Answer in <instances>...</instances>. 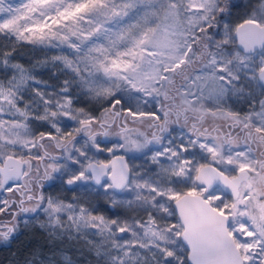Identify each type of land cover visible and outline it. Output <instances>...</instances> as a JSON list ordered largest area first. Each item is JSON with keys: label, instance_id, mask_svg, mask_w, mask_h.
<instances>
[{"label": "snow or ice", "instance_id": "snow-or-ice-1", "mask_svg": "<svg viewBox=\"0 0 264 264\" xmlns=\"http://www.w3.org/2000/svg\"><path fill=\"white\" fill-rule=\"evenodd\" d=\"M224 11L222 0H25L15 5L0 0V33L28 42L62 39L72 54L55 59L71 71L80 94L103 108L100 117L76 108L69 81L60 92H48L5 55V66L14 74L6 84L0 82V113L11 117H0V194L7 191L14 198L9 181L29 177L32 185L24 196L37 204L22 210L44 211L53 234L56 225L63 227L62 214L77 232L85 226L110 233L112 251L104 252L105 264H264V152L252 154V145H264V3L235 29L239 47L225 53L223 46L234 43L225 25L224 39L214 46L204 40L202 50L197 29L207 35L206 26ZM27 88L34 96L26 102ZM229 94L248 103V111L220 113L238 125L234 136L229 126L230 138L222 140L212 135L214 128L197 121L208 112L205 99L219 107ZM173 115L189 129L178 142L164 135ZM61 117L73 122L71 130L61 125ZM129 118L153 131L131 135ZM117 126L122 142L109 147ZM78 136L87 139L80 144ZM50 143L58 155L48 151ZM151 144L159 145L153 162L169 161L154 179L139 176L115 155L117 149L141 153ZM92 149L106 150L123 163L109 168L93 162ZM57 173L70 188L94 180L106 193L114 189V198L134 192L136 207L147 218L109 221L84 206L37 195L40 182L53 181ZM13 198L0 199V213L17 206ZM14 231L0 230V236L7 241ZM34 255L41 264H72L59 250Z\"/></svg>", "mask_w": 264, "mask_h": 264}, {"label": "rangeland", "instance_id": "rangeland-1", "mask_svg": "<svg viewBox=\"0 0 264 264\" xmlns=\"http://www.w3.org/2000/svg\"><path fill=\"white\" fill-rule=\"evenodd\" d=\"M23 2H25V0H6V3H11L13 5L21 4ZM262 3H264V0H222L223 6L226 8L230 6V9H228L230 13L228 12V14L224 16L223 14L225 11L223 13L217 12L215 20L212 21V25H217V32L212 35L213 46L216 42L224 39L225 25H227L228 29L231 30L232 40L234 43L224 45V51L225 53H229L234 48H236V39L234 37L236 26L243 20L252 16L254 11L261 7ZM197 32L199 35L202 34L199 33L198 29ZM25 35L28 34L26 33ZM213 50H215L214 47ZM71 54L72 50L68 49L65 42L59 37L51 41L46 40L41 42L39 40H33V42H28L24 40H17L14 36H5L0 33V82H4L6 84L12 79L14 69L10 65H20L24 70L31 73L32 77L42 81L43 83L38 85V87L47 90L48 92H60L61 88L64 87V82L67 80L71 85L68 95L72 97L74 106L76 108L82 107L86 111L92 112L97 117H100L103 111L102 104H97L95 99L89 98L86 95H81L80 89L76 87V83L71 81V76L73 75L71 71L68 70L62 62L55 59L58 56ZM5 55H8L10 61L9 66H5ZM100 76L101 79H103L102 72L100 73ZM27 83H32V80L29 79ZM23 96L24 100L27 102L31 97L34 96V93L31 91V88H27V90L23 92ZM125 100L129 102L132 107L136 106V102L134 100H129L127 95H125ZM0 102L3 101L0 100ZM102 103H106V101H103ZM203 104L208 109V112L216 110V113L219 114L222 111L228 110L235 112H240L241 110L244 112L248 111V103H246L243 99L231 94L225 97L219 107H217L215 101L209 99H205ZM4 107L6 109L8 106L5 104ZM117 107L121 106L118 105ZM142 107H145L151 111L150 105H143ZM21 108H23V103L21 104ZM161 115H163V113H161ZM0 117L6 121L11 119V117H9L6 113H0ZM110 118L112 117H109L107 121H109ZM60 119L61 125H66V130H71L73 122L69 121L66 117H61ZM37 123L39 122L33 121L34 125ZM120 123H122V121H120ZM172 125H175L176 127H169L170 135L169 133H165L164 135L168 136L169 139H174L178 142L180 135L182 133H187L188 129L184 128L180 124H176L175 122H170L169 126ZM204 125L215 129V131L212 132V135L220 136L219 129H216L215 127L219 126L222 128L223 123L216 119H206ZM115 128L111 129V134L107 140L109 147H111L113 143L122 142L120 139L122 134L117 135ZM128 128L133 129L134 134L135 131H143L146 133H151L153 131V129L149 128L148 126L141 128L140 125H133L132 122H129ZM223 135L225 139L230 138L229 132H225ZM98 138L103 145L105 143V138L103 136ZM77 139L80 144H83L87 138L85 136H78ZM164 143L167 144L168 141L165 140ZM239 143L242 145L243 141L240 140ZM158 147L159 145L151 144L149 145L148 149H145L144 152L141 153L117 149L115 155L125 156L130 169H135L139 176L144 177L145 179H154L157 174L161 173L162 169L166 168L169 164V161L164 157H159L158 162H153L152 154L153 151H155ZM258 148L259 149L256 150L252 149V154L256 155L257 157L260 156L261 149L264 151V145H258ZM48 151L54 155H58V149H55L51 143L49 145ZM195 151L198 153L199 149L197 148ZM91 154L92 161H98L99 163L107 162L112 156H114L106 150L103 152H96L95 149L91 150ZM32 163L35 164L39 162L33 160ZM41 172H43L42 165ZM54 175L56 176V179L53 181H41L40 184L42 186L38 185L34 189L37 195L42 194L45 199L52 198L58 203L72 202L77 206V208L84 206L89 210V212L97 216H103L109 221L131 220L137 217H142L144 219L147 218L146 213H144L142 209L136 207L137 202L135 201L134 192H120L117 193V197L114 198L111 195L113 192L111 189H108L106 193L104 188L100 186L94 187L90 183V180L77 182V184L70 188L66 184V181L61 179V174L57 173ZM12 185L13 192L16 194L14 198H19L17 192L21 193L23 197L26 198L27 196H24V192L27 190V188L31 187L32 181L29 179V177L22 176L16 184ZM5 197L13 198L12 193L7 191L0 194V199ZM128 200L133 201L131 206H129ZM36 204V200H27V202L24 203L23 209H31ZM19 215L18 221H20L24 229L31 234L30 238H37V233H39L40 237L37 238V241L32 243V245L29 244V247V238H26V253L21 255L22 259H18L17 261H14V263L8 264H29V262L32 261H34V264H41L40 256L34 254L39 253L40 255L47 257L53 250H59L62 252L71 260L72 264H105V259L103 257L104 252L112 251V241L107 239V236L110 235V233H101L97 228H89L85 226H81L79 232H77L75 226H72L71 228L69 227L72 222L68 221L67 215L65 214H62L63 227H60L59 225L55 226L56 234L51 232L52 225L48 224V217L45 215L44 211L37 210L36 212H32L29 210L24 211L22 215ZM41 224H44L47 227L42 228L40 226ZM53 225H55V221H53ZM12 227L13 226L8 223L6 218L0 220V230L7 231L8 228ZM69 232H71V235H69ZM117 235L121 234L117 233ZM2 240L4 239L2 236H0V241ZM57 259H59V257H57Z\"/></svg>", "mask_w": 264, "mask_h": 264}, {"label": "trees", "instance_id": "trees-1", "mask_svg": "<svg viewBox=\"0 0 264 264\" xmlns=\"http://www.w3.org/2000/svg\"><path fill=\"white\" fill-rule=\"evenodd\" d=\"M224 5H225V3H224ZM229 7L226 8V11L223 14L224 16H226L228 14V12L230 13V11H228V9H230ZM206 32H207V35H205L204 33H202L200 35L203 37V40L201 41V49L202 50H203V41L204 40H211L212 41V35H214L217 32V25L215 24V25H212L211 27H207ZM188 115L191 117L192 113H189ZM175 119H176V117H175V115H173L172 122H174ZM206 119H216V120L220 121L221 123H223L222 128L219 126L215 127L216 129H219L220 134L225 132V131H229V126H231L232 134L236 131V129H238V125L236 122L228 120L227 117H224L219 113H216V115H212V112H207V114L204 115L203 120L197 121V123H203L204 124ZM111 120H112V118H110L109 121H111ZM129 122H131L130 118H129ZM122 123H123V121H122ZM183 123H184L183 118H181V121L179 124L183 126ZM169 127L174 128L176 126L172 125ZM189 127H190V125H189ZM205 127H207V125H205ZM115 129H116L117 135L123 134V130L119 126H117ZM186 129H188V128H186ZM113 134H115V133H113ZM131 135L134 136L135 134L132 132ZM220 138L222 140H225V138L222 137V134L220 135ZM23 213H24V210H21L18 206H16L14 209H12V211L5 210L4 212L0 213V220H2L3 218H6L8 220V223L11 224L13 227H15V231L10 234V239H8L7 241H5V240L0 241V264L14 263V261H17L18 259H22L21 255L26 253V251H25L26 250L25 249V243H27L26 238H29V241H28V247H29V244L32 245V243L37 241V238L40 237L39 233H37V235H36L37 238H30L31 234L28 233V231L25 230L24 227L21 225L20 221H18V217L20 216L19 214L22 215Z\"/></svg>", "mask_w": 264, "mask_h": 264}, {"label": "water", "instance_id": "water-1", "mask_svg": "<svg viewBox=\"0 0 264 264\" xmlns=\"http://www.w3.org/2000/svg\"><path fill=\"white\" fill-rule=\"evenodd\" d=\"M245 21V20H244ZM244 21H242L241 23H239L237 26H236V28L240 25V24H243L244 23ZM235 28V29H236ZM234 37H235V39H236V45H237V47H239V40H238V38L236 37V35H235V31H234ZM119 156H123V155H119ZM124 157V162L125 163H127L128 164V161H127V158L125 157V156H123ZM101 164H107V165H109V168H111L112 167V164L113 165H115L117 168L118 167H120V165L123 163V161H116L115 160V156H112L110 159H109V161H107V162H100ZM129 165V164H128ZM107 179V177H104V180H106ZM20 180V178L17 180V181H9V183H11V184H16L18 181ZM103 182V181H102ZM109 183H110V181H108ZM90 183L94 186V187H99L98 185H96L95 184V182H94V180H90ZM112 191H115L114 189H111ZM118 193H120V192H118ZM229 195H230V192L228 193Z\"/></svg>", "mask_w": 264, "mask_h": 264}, {"label": "flooded vegetation", "instance_id": "flooded-vegetation-1", "mask_svg": "<svg viewBox=\"0 0 264 264\" xmlns=\"http://www.w3.org/2000/svg\"><path fill=\"white\" fill-rule=\"evenodd\" d=\"M112 119H113V118H112ZM106 122H107L108 124H111V123H112V120H111V121H106ZM237 131H238V129H236V131L233 133V136L236 134ZM225 132H229V131H225ZM225 132L221 133L223 138H224V135H223V134H224ZM221 134H220V135H221ZM241 141H243V139H241ZM252 149H253V150L259 149V148H258V144H254V145H252ZM260 152H264V151H262V149H261ZM20 178H21V177H20ZM39 193H40V192H39ZM17 195L19 196V198H18V199L14 198V199L17 200V206L22 210V209L24 208V203H26L28 199H27V197L24 198L23 195H22L21 193H19V192H17ZM21 197H23V203H22V205H21V203L19 202ZM10 202H11V201H10Z\"/></svg>", "mask_w": 264, "mask_h": 264}]
</instances>
